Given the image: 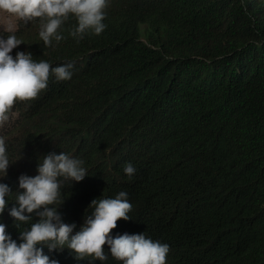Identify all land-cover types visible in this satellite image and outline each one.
<instances>
[{
	"label": "trees",
	"instance_id": "1",
	"mask_svg": "<svg viewBox=\"0 0 264 264\" xmlns=\"http://www.w3.org/2000/svg\"><path fill=\"white\" fill-rule=\"evenodd\" d=\"M105 11L101 34L78 42L70 15L51 46L39 18L3 13L24 41L14 58L30 52L74 69L70 80L52 74L35 99L17 101L0 128L14 161L0 178L12 190L0 223L21 242L39 217L10 216L19 177L64 152L88 171L80 182L61 178L57 207L73 235L94 199L124 191L131 219L118 220L113 237L144 233L168 244L166 264H264V0H108ZM42 247L59 264H123L108 245L106 261Z\"/></svg>",
	"mask_w": 264,
	"mask_h": 264
},
{
	"label": "clouds",
	"instance_id": "2",
	"mask_svg": "<svg viewBox=\"0 0 264 264\" xmlns=\"http://www.w3.org/2000/svg\"><path fill=\"white\" fill-rule=\"evenodd\" d=\"M107 7L108 0H0V13H6L8 17L25 23L37 18L43 21L39 36L46 46H51L53 39L56 42L64 39L59 29L70 15H74L78 22L70 33L78 42L89 31L101 34L106 28L103 21ZM0 27L3 32L10 33L7 38L0 35L2 128L9 121L16 102L35 99L47 88L50 75L54 74L57 81L70 80L74 62L52 67L47 61H34L30 52L23 51L14 58L10 53L24 41L14 34L17 26L11 19L0 20ZM12 162L5 138L0 136V173L3 174L0 178L7 175ZM83 163L64 152H51L39 163L37 175L22 174L19 177V188L23 191L17 193L18 207L13 206L9 214L20 223L33 221V213L39 220L31 223L28 230L21 231L20 243L7 232V225L0 223V264H59L44 254L42 245H47L49 250L67 247L75 253L76 259L92 257V261H106L108 256L104 250L108 245L112 257L123 264H166L170 251L168 244L146 238L144 233L111 235L118 226V220L131 219L128 213L132 204L124 191L115 198L94 199L90 205L94 211L86 217L81 230L72 234L76 225L64 223L57 207L64 202L60 201L61 178L64 181H82L88 175ZM124 171L131 177L136 169L128 163ZM11 193L10 186L0 182V216L5 212L8 205L6 197Z\"/></svg>",
	"mask_w": 264,
	"mask_h": 264
},
{
	"label": "rangeland",
	"instance_id": "3",
	"mask_svg": "<svg viewBox=\"0 0 264 264\" xmlns=\"http://www.w3.org/2000/svg\"><path fill=\"white\" fill-rule=\"evenodd\" d=\"M3 19H5L3 13H0V20H3Z\"/></svg>",
	"mask_w": 264,
	"mask_h": 264
}]
</instances>
